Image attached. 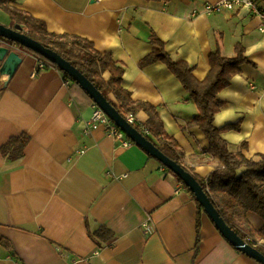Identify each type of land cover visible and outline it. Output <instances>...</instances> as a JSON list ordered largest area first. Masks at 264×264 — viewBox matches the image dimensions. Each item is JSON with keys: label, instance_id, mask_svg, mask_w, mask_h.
<instances>
[{"label": "crops", "instance_id": "crops-1", "mask_svg": "<svg viewBox=\"0 0 264 264\" xmlns=\"http://www.w3.org/2000/svg\"><path fill=\"white\" fill-rule=\"evenodd\" d=\"M219 1L14 0L10 6L43 21L51 33L89 40L123 64V87L158 109L183 150L184 167L206 179L217 163L206 153L205 135L183 128L197 105L165 64L140 63L153 50L152 31L200 81L216 48L234 57L241 44L250 63L218 95L224 106L215 126L240 122L239 131L222 134L230 150L248 159L264 155L262 22L247 9L206 13ZM257 1L264 8V0ZM0 24L18 25L1 8ZM11 45L22 63L12 77L0 75V238L11 243L14 256L0 246V264H260L232 246L177 177L143 148L124 147L105 126L87 132L96 107L87 93L54 67L35 74L39 59ZM22 134L30 137L23 158L4 157L1 148ZM245 220L257 231L264 227L254 213ZM101 226L115 236L99 249L91 233Z\"/></svg>", "mask_w": 264, "mask_h": 264}, {"label": "trees", "instance_id": "trees-1", "mask_svg": "<svg viewBox=\"0 0 264 264\" xmlns=\"http://www.w3.org/2000/svg\"><path fill=\"white\" fill-rule=\"evenodd\" d=\"M13 1L0 0V8L22 27V33L70 62L102 93L126 121L129 116H133L135 120L131 125L165 156L184 167L183 150L177 140L167 132L158 109L147 102L134 100L131 93L123 87L125 74L123 64L116 61L110 53L99 52L94 44L85 38L49 32L43 21L11 7L10 3ZM147 1L169 2L170 0ZM149 42L153 50L142 60L140 66L145 67L161 62L181 82L190 99L198 108V113L183 128L197 127L203 132L208 143L206 153L217 163L216 168L206 179L194 177L203 187L221 218L245 242L264 255V227L257 231L245 220V215L251 212L264 221V155L248 159L242 152L234 153L230 150L229 144L222 134L225 131H239L241 129L240 122L226 125L223 128L215 126V116L224 106V102L218 98V95L231 85L237 75L241 74L242 65L250 63L245 57L244 47L237 44L234 57H224L220 49L216 48L209 57L210 71L206 78L200 81L195 77L193 67L184 60L174 59L167 52L165 42L153 31L150 33ZM22 49L35 55L47 66L58 69L65 81L78 85L67 73L44 57L25 47ZM141 113L147 116L145 121H140L138 118ZM29 141L30 137L26 134L11 138L1 148V153L4 157H9L12 160H20L24 156ZM246 147V144H242L241 150ZM165 169L169 171L166 167ZM177 179L192 195L199 211H203L204 209L194 193L179 177ZM197 234L198 247L200 222H198ZM114 236V233L105 226H101L91 233V237L97 242L99 249L111 245ZM0 246L14 256L13 247L8 240L0 238Z\"/></svg>", "mask_w": 264, "mask_h": 264}, {"label": "water", "instance_id": "water-1", "mask_svg": "<svg viewBox=\"0 0 264 264\" xmlns=\"http://www.w3.org/2000/svg\"><path fill=\"white\" fill-rule=\"evenodd\" d=\"M0 75L12 77L22 63L19 54L11 51V44H17L25 47L44 57L50 63L56 65L60 70L67 73L93 100L105 114L123 131L126 136L135 144L143 148L153 158L158 160L163 166L169 169L173 174L179 177L184 184L194 193L197 201L203 207L216 225L220 233L234 246L238 251L244 253L260 264H264V255L256 248L249 245L221 218L219 212L205 193L203 187L197 181L192 173L183 166L165 156L157 149L144 135L138 132L128 121H126L119 112L107 101L102 93L70 62L66 61L53 50L46 48L38 41L22 33V27L16 25L14 28L6 27L0 24ZM11 43V44H10Z\"/></svg>", "mask_w": 264, "mask_h": 264}, {"label": "built area", "instance_id": "built-area-1", "mask_svg": "<svg viewBox=\"0 0 264 264\" xmlns=\"http://www.w3.org/2000/svg\"><path fill=\"white\" fill-rule=\"evenodd\" d=\"M241 9H247L252 14L260 18L262 23L259 27V31L264 37V8L260 6L257 0H222L217 3L208 4L205 8V11L208 14H212ZM46 66L47 65L44 62L39 61L35 74L38 70L45 69ZM134 120L135 118L133 116H129L128 122L130 124H132ZM98 126H105L109 136L122 142L124 147H128L132 144V141L127 138L126 134L116 126V124L105 114L104 111L96 106L91 122L88 125L87 132H89L91 129L97 128ZM146 230L151 232L152 228L146 225ZM13 264L20 263L14 262Z\"/></svg>", "mask_w": 264, "mask_h": 264}, {"label": "bare ground", "instance_id": "bare-ground-1", "mask_svg": "<svg viewBox=\"0 0 264 264\" xmlns=\"http://www.w3.org/2000/svg\"><path fill=\"white\" fill-rule=\"evenodd\" d=\"M128 138V137H127ZM129 139V138H128Z\"/></svg>", "mask_w": 264, "mask_h": 264}]
</instances>
